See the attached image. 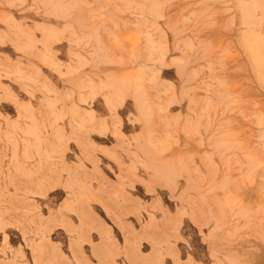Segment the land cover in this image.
<instances>
[{
    "label": "rangeland",
    "instance_id": "1",
    "mask_svg": "<svg viewBox=\"0 0 264 264\" xmlns=\"http://www.w3.org/2000/svg\"><path fill=\"white\" fill-rule=\"evenodd\" d=\"M263 60L264 0H0V264H264Z\"/></svg>",
    "mask_w": 264,
    "mask_h": 264
},
{
    "label": "bare ground",
    "instance_id": "2",
    "mask_svg": "<svg viewBox=\"0 0 264 264\" xmlns=\"http://www.w3.org/2000/svg\"><path fill=\"white\" fill-rule=\"evenodd\" d=\"M254 2H255V0H254ZM253 4H254V3H252V7L254 8ZM244 6H245V5H244ZM253 8H252V9H253ZM244 10H245V9H244ZM244 10H243V11H244ZM247 10H248V9H247ZM244 12H245V11H244ZM249 12H250V11H249ZM251 15H252V13H251ZM248 16H249V15H247V20L250 21L252 18H250V20H249L248 18H249L250 16H249V17H248ZM260 21H261V20H260ZM247 23H249V22H247ZM257 23H259V21H258ZM249 25H250V24H249ZM248 34H249V33H248ZM255 34H256V33H255ZM246 36H248V35H246ZM256 36H257V35H256ZM258 37H259V36H258ZM244 38H246V37H244ZM250 38H253V37H250ZM255 38H256V37H255ZM255 38H254V39H255ZM260 39H261V38H259V39L257 38V40H258L259 42H260ZM246 40H249V38L246 39ZM251 41L254 42L253 39H251ZM251 41L249 40V42H247V41H246V42H247V43H250ZM246 42H245V43H246ZM253 42H252V43H253ZM255 42H256L257 44L259 43V42H257V41H255ZM255 42H254V43H255ZM261 42H262V40H261ZM254 43H253V44H254ZM255 45H256V44H255ZM255 45H254V46H255ZM259 45H260V43H259L257 46H259ZM261 45H262V44H261ZM261 45H260L258 48H260ZM247 46H249V45H247ZM248 48H249V47H248ZM262 48H263V47H262ZM262 48H260V50H262ZM250 49H252L251 46H250ZM250 49H249V50H250ZM256 49H257V48H256ZM260 50H258V51L256 50V51L259 52ZM254 51H255V50H254ZM256 51H255V52H256ZM255 52H253V53H255ZM260 53H261V52H260ZM257 54H258V53H257ZM256 58H257V57H256ZM258 58H259V56H258ZM259 60H261V59H259ZM261 61H262V60H261ZM259 63H260V62H259ZM259 63H257V64H259ZM262 63H264V60H263ZM262 65H263V64H262ZM256 68H257V67H256ZM259 68H260V66H259ZM261 69H263V67H262ZM258 71H260V70L258 69ZM263 71H264V70H263ZM260 72L262 73V71H260ZM262 75H263V74H262ZM260 76H261V74H260Z\"/></svg>",
    "mask_w": 264,
    "mask_h": 264
}]
</instances>
